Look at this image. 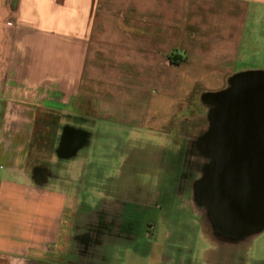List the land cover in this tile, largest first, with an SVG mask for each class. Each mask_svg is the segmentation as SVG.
Returning <instances> with one entry per match:
<instances>
[{"label": "crops", "instance_id": "0c3cea01", "mask_svg": "<svg viewBox=\"0 0 264 264\" xmlns=\"http://www.w3.org/2000/svg\"><path fill=\"white\" fill-rule=\"evenodd\" d=\"M260 58L264 0H0V264H39L66 239L70 189L29 153L41 114L72 113L87 131L161 130L192 83L218 91Z\"/></svg>", "mask_w": 264, "mask_h": 264}, {"label": "rangeland", "instance_id": "374dc122", "mask_svg": "<svg viewBox=\"0 0 264 264\" xmlns=\"http://www.w3.org/2000/svg\"><path fill=\"white\" fill-rule=\"evenodd\" d=\"M242 70L264 72V59ZM194 84L161 130L94 127L91 145L71 154L59 149L61 135L77 131L85 142L91 131L80 129V118L72 113L41 114L29 153L37 155L40 168H48L50 184L59 190L67 185L71 193L61 222L66 239L59 234L49 257L40 251L39 264H260L264 232L230 237L193 199V185L207 162L198 143L212 105L203 95L217 91ZM112 230L131 240L97 241Z\"/></svg>", "mask_w": 264, "mask_h": 264}, {"label": "water", "instance_id": "95a60500", "mask_svg": "<svg viewBox=\"0 0 264 264\" xmlns=\"http://www.w3.org/2000/svg\"><path fill=\"white\" fill-rule=\"evenodd\" d=\"M203 97L212 105L198 143L207 162L193 185V199L224 234H257L264 228V72L235 73L226 88ZM227 118L244 142L235 149L227 143Z\"/></svg>", "mask_w": 264, "mask_h": 264}, {"label": "flooded vegetation", "instance_id": "af4514ba", "mask_svg": "<svg viewBox=\"0 0 264 264\" xmlns=\"http://www.w3.org/2000/svg\"><path fill=\"white\" fill-rule=\"evenodd\" d=\"M225 127L227 129V131L230 133L228 135V140L227 143L231 145V147H233L234 149L241 146V143H244L240 138H238V136L236 135L235 132L231 131V122L229 121V119L227 118L225 121ZM82 134L80 132L77 131H72V130H68V132L65 133V136L63 138H61V148L64 150L70 149V148H74V146H76L79 143V137ZM234 158L237 157L236 153H234L233 155ZM207 160V159H206ZM186 173H182L181 177L183 178V176H185ZM183 175V176H182Z\"/></svg>", "mask_w": 264, "mask_h": 264}]
</instances>
